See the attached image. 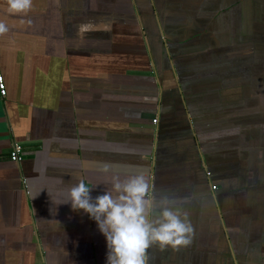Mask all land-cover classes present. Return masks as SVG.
Listing matches in <instances>:
<instances>
[{"label": "crops", "instance_id": "1", "mask_svg": "<svg viewBox=\"0 0 264 264\" xmlns=\"http://www.w3.org/2000/svg\"><path fill=\"white\" fill-rule=\"evenodd\" d=\"M79 1L14 13L0 0V264H106L104 235L64 203L68 189L83 179L96 197L135 175L194 229L188 246H151L147 264H264V0ZM184 93L195 111L242 95L221 107L223 131L253 128L241 155Z\"/></svg>", "mask_w": 264, "mask_h": 264}, {"label": "clouds", "instance_id": "2", "mask_svg": "<svg viewBox=\"0 0 264 264\" xmlns=\"http://www.w3.org/2000/svg\"><path fill=\"white\" fill-rule=\"evenodd\" d=\"M9 10L27 13L32 0H7ZM0 22V34L7 32ZM110 187L93 197L91 188L81 179L68 189L73 210H83L94 219L107 244L106 264H147V251L153 245L161 249L179 248L191 243L194 229L188 213L174 207V200L161 198L155 204L154 184L143 175L112 176ZM61 203V204H64Z\"/></svg>", "mask_w": 264, "mask_h": 264}, {"label": "rangeland", "instance_id": "3", "mask_svg": "<svg viewBox=\"0 0 264 264\" xmlns=\"http://www.w3.org/2000/svg\"><path fill=\"white\" fill-rule=\"evenodd\" d=\"M68 3H69V5L67 3H64L63 7H65V6H73V8H75L76 6L81 5V2L79 0H68ZM87 14L91 15V16L94 14V10H93L92 5H91L90 2L88 4ZM98 14H99V10H98ZM155 18H156V21L158 22V20H159L158 18L159 17L157 16V13H155ZM184 94L186 96V99H185V96L183 94H179V96L182 98L183 105L185 104L184 102H188L189 103V105H190L189 108H190L193 116L196 117V113H199L200 118L212 119L213 122L218 125L216 130L218 131L219 136H222L223 134L231 135V137H233V140L235 142V151L239 152L240 155H241L242 152H240V151H241L243 142L240 141V140L243 138L242 136H244V134L252 133L253 128H251V129H249L247 131H245L243 129V127H241L240 130L235 131V132L229 131V130H228V132L227 131H223V130H226V128H227L226 124L227 123L229 124V117L227 115L228 114V107L226 109L221 108V107L225 103L230 104L232 102H235V101L239 100V98H241L242 95L236 96V95L220 93V94H218L216 96L215 104L213 102H211L209 99L200 98L199 99V103L196 104V106H198V109H196L197 111H195L194 108H193L194 104H192L195 101V99L191 100V98L189 97V95L187 93H184ZM170 97H171L172 100L178 101V96L177 95H171V94L170 95H167V94L164 95V98L167 99V100H169ZM165 99H164V104L166 103ZM239 104L241 105L242 103H239ZM180 114H181V111H179V115H178L179 117H180ZM230 125H231V123H230ZM230 125H229L228 128H230ZM238 128H239V126L236 125L235 129H238ZM257 133H258V136L259 135H264V127H260ZM249 138L253 139L252 136H250ZM160 148H161V142H160ZM248 157H250L251 165L253 167V161H254L253 154L250 153V155ZM255 167H257V166H255ZM256 181H258V183H259V181H260L259 180V176H256L255 182Z\"/></svg>", "mask_w": 264, "mask_h": 264}, {"label": "built area", "instance_id": "4", "mask_svg": "<svg viewBox=\"0 0 264 264\" xmlns=\"http://www.w3.org/2000/svg\"><path fill=\"white\" fill-rule=\"evenodd\" d=\"M7 95V85L5 82L4 74L1 70V63H0V97H4ZM158 121V118H154L153 122L156 123ZM23 146L20 143H14L12 146V149L9 153L10 160L14 162H21L23 160ZM212 188L215 189L216 185H212Z\"/></svg>", "mask_w": 264, "mask_h": 264}]
</instances>
